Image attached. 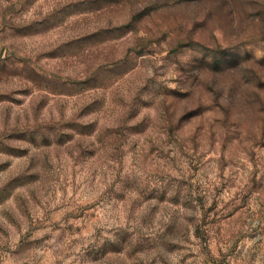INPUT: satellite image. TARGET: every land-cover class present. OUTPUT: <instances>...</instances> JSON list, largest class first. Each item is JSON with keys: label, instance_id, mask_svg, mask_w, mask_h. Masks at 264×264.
<instances>
[{"label": "rangeland", "instance_id": "1", "mask_svg": "<svg viewBox=\"0 0 264 264\" xmlns=\"http://www.w3.org/2000/svg\"><path fill=\"white\" fill-rule=\"evenodd\" d=\"M0 264H264V0H0Z\"/></svg>", "mask_w": 264, "mask_h": 264}]
</instances>
